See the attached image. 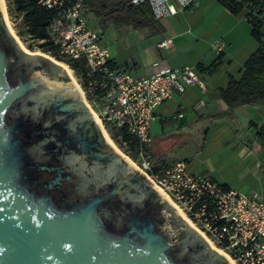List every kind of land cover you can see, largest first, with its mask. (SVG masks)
I'll return each instance as SVG.
<instances>
[{
	"label": "water",
	"instance_id": "95a60500",
	"mask_svg": "<svg viewBox=\"0 0 264 264\" xmlns=\"http://www.w3.org/2000/svg\"><path fill=\"white\" fill-rule=\"evenodd\" d=\"M69 77L19 46L0 4V264H232L101 136Z\"/></svg>",
	"mask_w": 264,
	"mask_h": 264
},
{
	"label": "built area",
	"instance_id": "2783aa9c",
	"mask_svg": "<svg viewBox=\"0 0 264 264\" xmlns=\"http://www.w3.org/2000/svg\"><path fill=\"white\" fill-rule=\"evenodd\" d=\"M131 1L148 3L153 17L159 19L195 0ZM36 2L53 12L46 31L58 53L84 66L77 76L65 64L103 133L111 139L108 127L113 126L137 139L136 164L212 249L232 264H264V192H244L209 174H193L182 160L162 175L155 170L150 133L154 110L175 91L181 93L193 84L204 90L203 71L189 65L174 68L157 60L149 72H130L114 60L102 32L88 25L84 0ZM169 41L162 39L157 46Z\"/></svg>",
	"mask_w": 264,
	"mask_h": 264
},
{
	"label": "crops",
	"instance_id": "0c3cea01",
	"mask_svg": "<svg viewBox=\"0 0 264 264\" xmlns=\"http://www.w3.org/2000/svg\"><path fill=\"white\" fill-rule=\"evenodd\" d=\"M157 20L155 31L142 29L143 38L136 49L144 55L142 59L129 53L125 60L115 52L111 53L114 60L137 74L151 71L157 60L174 68L200 64L206 88L190 85L156 106L152 118L158 120L159 127L151 137L153 162L158 156L182 160L193 174H209L244 192H264V141L256 133L264 126V104L240 105L232 116L202 118L226 110L219 90L225 88L231 76L239 75L242 64L257 48L245 10L235 14L217 0H195L182 11ZM162 39L170 41L166 46H157ZM132 43L136 44L134 38ZM216 57L220 62L209 73L207 69ZM170 141L189 144V154L166 153Z\"/></svg>",
	"mask_w": 264,
	"mask_h": 264
},
{
	"label": "trees",
	"instance_id": "16d2710c",
	"mask_svg": "<svg viewBox=\"0 0 264 264\" xmlns=\"http://www.w3.org/2000/svg\"><path fill=\"white\" fill-rule=\"evenodd\" d=\"M232 13H239L245 10V16L251 27V34L257 39V48L249 55L242 64L237 77L231 76L225 88L219 90V97L225 102L224 112L209 113L202 118L218 119L224 115L232 116L233 110L244 104H264V31L261 25L264 24V0H217ZM110 3L112 10L106 11L101 4ZM86 12H92L99 23L104 25L109 19L119 20L122 23L131 24L134 27L154 26L158 28V20L151 13L150 6L146 2L133 3L131 0H84ZM114 6L121 9L115 11ZM9 13L14 12L15 17L20 18L21 29L18 33H26L30 38L36 40L40 50L53 56L59 61L68 64L79 76L84 72V66L78 59H69L60 55L56 47L51 43L47 35V25L53 15L51 10L45 9L37 4L36 0H7ZM219 59L213 61L207 69L210 73L214 71ZM197 68L201 71L204 68L200 64ZM111 139L131 158L135 159L138 151L137 139L126 133L122 128L108 127ZM257 135L264 141V126L256 131ZM176 161L167 160L160 156L155 158V170L162 175L164 170L172 166ZM225 185V184H224Z\"/></svg>",
	"mask_w": 264,
	"mask_h": 264
},
{
	"label": "rangeland",
	"instance_id": "374dc122",
	"mask_svg": "<svg viewBox=\"0 0 264 264\" xmlns=\"http://www.w3.org/2000/svg\"><path fill=\"white\" fill-rule=\"evenodd\" d=\"M112 1H114V0H112ZM3 2H4V8H5V11H6V17H7L8 21H9V24H10L12 30H13V33L16 35V37L29 50H31V51H41L40 47H39V44H38V42L36 40L30 38L29 35H27L26 33H22L21 35L18 33V30L21 29V24H20V21H19L20 18L19 17H15L13 11H11V13H9L8 8H7V0H3ZM1 9H2V7H1ZM2 13H3V10H2ZM87 17H88V25L90 27H93L94 29H97L98 31L102 32V40H103L104 44L108 46L110 52L111 53H115L116 52L118 57H120L122 59H125V60H127L126 57L129 56V53H136L135 56L136 57H141V59H142V57L144 55L141 54L138 50H136L137 47H138L137 45H138V43L140 41V38H143V36L141 35V34H143L142 31L143 30H147V32H148V30H150V31L151 30H153V31L156 30V28H154V26H151V25L142 26V27H134L131 24L122 23L119 20L115 21V20H112V19H109L108 21L105 22L104 25H102V24L99 23V20L97 19V17L92 12H88L87 13ZM3 18H4V14H3ZM4 21H5V18H4ZM5 24H6V22H5ZM10 33L15 38V36L13 35V33L11 31H10ZM133 38H134L136 44L132 43V39ZM41 52H43V51H41ZM44 53H46V52H44ZM60 62H62V61H60ZM62 63H64V62H62ZM61 67L67 73V75H69L68 72L66 71V68H64L63 66H61ZM154 119L155 118H152V120H151V126H150L151 136L153 134H155V128L159 127L158 120L154 121ZM173 140H176V139H173ZM111 141L115 144V142L112 139H111ZM152 144H153V141H152ZM115 145L122 153H124L134 163H136L135 160L133 158H131L128 154H126L123 151L122 148H120L117 144H115ZM172 145H174L175 147H173L172 149L167 148V147H170V146L172 147ZM166 149H167L166 153H170V154H172L174 156H182V155L189 154L190 147H189V144L185 145L182 142L174 144V143H172L170 141V142H167Z\"/></svg>",
	"mask_w": 264,
	"mask_h": 264
},
{
	"label": "bare ground",
	"instance_id": "6f19581e",
	"mask_svg": "<svg viewBox=\"0 0 264 264\" xmlns=\"http://www.w3.org/2000/svg\"><path fill=\"white\" fill-rule=\"evenodd\" d=\"M1 2H0V4H1V7H2V10H3V14H4V18H5V22H6V25H7V27H8V29L13 33V30H12V28H11V26H10V24H9V21H8V19H7V17H6V11H5V8H4V2H3V0H0ZM13 35L15 36V38H16V40H17V43L19 44V46L25 51V52H27V53H29V54H33V53H35V54H40V55H42V56H44V57H46V58H48L50 61H52L53 63H55V64H58V65H61V66H63L64 68H66L67 69V67H66V65L64 64V63H62V62H60V61H58V60H56L54 57H52V56H50L49 54H47V53H44V52H41V51H31V50H29L28 48H26L25 47V45L16 37V35L13 33ZM73 83H75L74 82V80H73ZM95 118V117H94ZM97 120V119H96ZM107 136V135H106ZM108 137V136H107ZM110 138L108 137V141L111 143V145L114 147V149L119 153V155L120 156H122L125 160H127V162L132 166V167H134L135 169H137V170H139L147 179H148V177L146 176V174L139 168V166L136 164V163H134L128 156H126L124 153H122L117 147H116V145L111 141V139L109 140ZM149 180V179H148ZM153 185H154V183L151 181V180H149ZM167 200L169 201V203L170 204H172L171 203V201L167 198Z\"/></svg>",
	"mask_w": 264,
	"mask_h": 264
},
{
	"label": "flooded vegetation",
	"instance_id": "af4514ba",
	"mask_svg": "<svg viewBox=\"0 0 264 264\" xmlns=\"http://www.w3.org/2000/svg\"><path fill=\"white\" fill-rule=\"evenodd\" d=\"M101 6L106 10V11H110V10H112V6H111V4L110 3H107V2H103L102 4H101ZM114 8H115V11H118L119 9H121V7H119V6H114ZM68 68L66 69V71L68 72ZM73 80V79H72ZM75 84V83H74ZM76 85V84H75ZM81 102H82V104L85 106V107H87L86 105H85V103L83 102V99H82V96H81ZM88 108V107H87ZM100 130H101V128H100ZM91 135H92V137H95L96 136V131H95V129H92V131H91ZM101 136L104 138V139H106L107 141H108V137L103 133V131L101 130ZM110 140V139H109ZM109 142V141H108ZM111 144V143H110Z\"/></svg>",
	"mask_w": 264,
	"mask_h": 264
}]
</instances>
